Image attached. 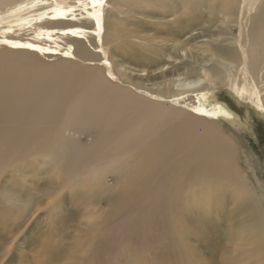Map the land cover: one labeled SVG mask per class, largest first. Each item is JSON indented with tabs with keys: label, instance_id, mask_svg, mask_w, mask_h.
Wrapping results in <instances>:
<instances>
[{
	"label": "bare ground",
	"instance_id": "6f19581e",
	"mask_svg": "<svg viewBox=\"0 0 264 264\" xmlns=\"http://www.w3.org/2000/svg\"><path fill=\"white\" fill-rule=\"evenodd\" d=\"M89 1L94 18L69 11ZM127 4L177 7L167 35L197 32L163 46L122 17ZM236 23L239 37L228 39ZM112 47L127 50L121 62ZM226 88L264 112V0H0V172L46 167L55 213L72 190L88 198L84 226L97 235L99 264L124 241L175 242L170 227L183 229L189 213L203 221L215 201L246 232L242 254L264 264V191L240 168L241 133L226 124L236 114L217 96ZM0 198L10 252L25 209L9 190ZM9 219L22 223L15 232Z\"/></svg>",
	"mask_w": 264,
	"mask_h": 264
},
{
	"label": "rangeland",
	"instance_id": "374dc122",
	"mask_svg": "<svg viewBox=\"0 0 264 264\" xmlns=\"http://www.w3.org/2000/svg\"><path fill=\"white\" fill-rule=\"evenodd\" d=\"M155 7V4H150L147 7L127 4L122 7V17L129 19V22L133 21L140 24L141 27L143 26V31L150 38L162 42L160 44L166 47L175 38L190 39V35L196 34L197 30L192 34L185 31L180 33L178 37L172 33L174 37H169L167 28L172 26L173 19L176 18L177 7L169 10L168 6H165L162 8L163 11L154 10ZM126 8H128L127 11ZM88 9H94L90 1L88 8L76 5L69 11H77L75 13H79L84 18H94L89 14ZM52 11L50 10V12ZM69 11L64 12V14ZM61 16L57 15L56 17ZM49 19L55 20L54 18ZM214 26L220 28V21H216ZM212 28L210 27L211 30H213ZM208 29L206 28L205 32H208ZM229 30L225 37L228 39L239 37L237 23ZM206 38H198L196 41L199 42L196 45H202L200 40ZM110 49L112 57L117 62H121L119 51L127 52L126 49L117 50L114 47ZM162 57L166 62L173 60L167 56L162 55ZM188 60L193 61L189 58ZM174 63L177 64L178 61L176 60ZM171 66L172 63H165L162 70L169 69ZM134 73L146 75V71ZM232 94L226 88L217 95L218 101L225 103L226 108L230 109L232 113L234 112V115L236 114L230 120L232 124L223 123L228 125V130H232V126L233 129L237 128L233 132L237 130L239 134L241 133L239 140L243 146L240 168L248 174L249 183L253 187L258 188L260 185L264 191V112L257 111L251 103H238ZM194 104L209 106L214 105L215 101L207 103L202 100L200 103L194 97ZM217 119L226 121L220 116ZM10 151L4 155L6 157L11 156L12 152ZM247 161L249 162L248 165ZM33 164L29 162L24 166L21 163H15L17 170L9 165L0 172V197L3 192L8 190L16 195L17 201L25 209L24 224L26 227L23 233L14 234L17 239L10 252L7 250L10 242L5 241L6 239L3 240L0 235V256L2 255L0 264H99L96 253L92 251L97 235L84 226L86 209H83V206L88 198L81 197V194L72 190L63 199V205L55 213L44 193L45 187L52 182V173L44 166L38 167ZM13 173H22L24 177L15 178ZM10 178L15 180L10 182ZM4 187L5 190H3ZM228 198L229 196L225 199V204ZM219 203L220 201L211 203L212 210L205 211L203 221L197 215L189 213L183 218L185 221L183 229L178 230V224L170 227L175 235V242L161 243V240L157 241V243H161L158 246L156 244L140 246L139 243L134 245L124 241L113 252H108L109 257L105 258L102 264H203V262L206 263V260H210L212 264H224L226 262L230 264H262L256 262L255 259L248 260L245 254H242L249 245L247 234L237 224V220L234 221L233 217L236 215H232L233 211L230 212L227 207L222 208ZM99 205L106 206L103 200ZM105 213L106 210L101 213V217H104ZM3 217L4 212L0 211V224L4 222ZM21 224L14 223L13 220L9 219L10 229H8L10 232H15ZM236 231L240 232V235L237 236ZM235 238L236 242H234ZM145 239L148 240L147 237ZM6 251H8L7 254Z\"/></svg>",
	"mask_w": 264,
	"mask_h": 264
},
{
	"label": "snow or ice",
	"instance_id": "6c2138e0",
	"mask_svg": "<svg viewBox=\"0 0 264 264\" xmlns=\"http://www.w3.org/2000/svg\"><path fill=\"white\" fill-rule=\"evenodd\" d=\"M101 2H102V0H101ZM28 47H31V45H28Z\"/></svg>",
	"mask_w": 264,
	"mask_h": 264
}]
</instances>
